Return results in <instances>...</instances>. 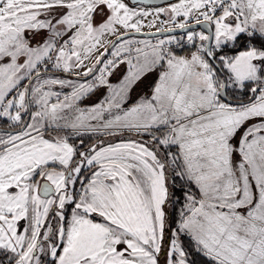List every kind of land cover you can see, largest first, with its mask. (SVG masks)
Segmentation results:
<instances>
[{
	"label": "snow or ice",
	"instance_id": "1",
	"mask_svg": "<svg viewBox=\"0 0 264 264\" xmlns=\"http://www.w3.org/2000/svg\"><path fill=\"white\" fill-rule=\"evenodd\" d=\"M0 264H264V0H0Z\"/></svg>",
	"mask_w": 264,
	"mask_h": 264
},
{
	"label": "water",
	"instance_id": "2",
	"mask_svg": "<svg viewBox=\"0 0 264 264\" xmlns=\"http://www.w3.org/2000/svg\"><path fill=\"white\" fill-rule=\"evenodd\" d=\"M161 2H162V0H161Z\"/></svg>",
	"mask_w": 264,
	"mask_h": 264
}]
</instances>
